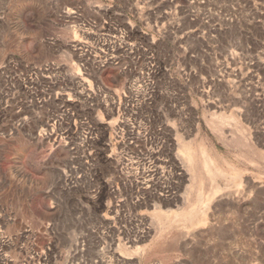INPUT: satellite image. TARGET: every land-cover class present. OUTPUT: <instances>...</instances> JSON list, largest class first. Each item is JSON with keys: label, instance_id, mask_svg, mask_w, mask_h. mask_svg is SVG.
Segmentation results:
<instances>
[{"label": "rangeland", "instance_id": "rangeland-1", "mask_svg": "<svg viewBox=\"0 0 264 264\" xmlns=\"http://www.w3.org/2000/svg\"><path fill=\"white\" fill-rule=\"evenodd\" d=\"M0 264H264V0H0Z\"/></svg>", "mask_w": 264, "mask_h": 264}]
</instances>
